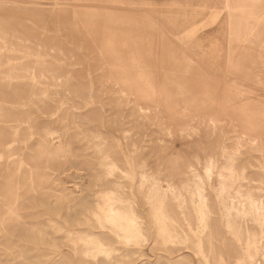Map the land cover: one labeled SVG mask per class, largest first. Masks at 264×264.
<instances>
[{
	"label": "rangeland",
	"instance_id": "obj_1",
	"mask_svg": "<svg viewBox=\"0 0 264 264\" xmlns=\"http://www.w3.org/2000/svg\"><path fill=\"white\" fill-rule=\"evenodd\" d=\"M0 264H264V0H0Z\"/></svg>",
	"mask_w": 264,
	"mask_h": 264
},
{
	"label": "bare ground",
	"instance_id": "obj_2",
	"mask_svg": "<svg viewBox=\"0 0 264 264\" xmlns=\"http://www.w3.org/2000/svg\"><path fill=\"white\" fill-rule=\"evenodd\" d=\"M57 3H59V1H57ZM75 15H76V13H75ZM219 38H218V40H219ZM230 40H232V39H230ZM211 163L209 162V164L207 165V168H206L207 175L210 174L211 167L213 165ZM231 163L234 164L233 162H231ZM231 165H230V167H231ZM225 167H226V165L224 166V169H225ZM234 167L232 169H234ZM232 169L228 170V171H226V170L224 171L223 170L224 171L223 173H225V172L226 173H225L224 177H222V176L220 177V184H219L220 195H223V194H225L228 191V185H227L226 181L227 180L228 181H230V180L232 181V179L234 181L235 171L233 172ZM236 169L237 168L235 167V170ZM223 173H221V174L223 175ZM238 176H239V174H238ZM194 189H196V188H194ZM196 190H197V192L199 194L200 193L199 187ZM243 194H245V193L243 192ZM199 195H200L199 197H201V194H199ZM105 200H106V207H105V211H104L105 212L104 216L103 217L99 216L98 220L102 224L109 223L112 226L113 232L118 237L119 241L122 242V244L124 243V244L128 245L129 242H134V244H135V242H137L136 240H138L137 239L138 238V229L136 228V221L133 218V216L130 213H127V212L123 211L122 208L117 206L116 202L118 201V199L114 195L107 196L105 198ZM237 202L240 204V205L238 204L239 205L238 207L237 206L235 207V205H234V207L233 206L231 207V206H228L227 203H225V202L223 203V206H224V209H225V212H226L225 215L228 216L230 211H231V209H234L236 213L244 212L246 210L245 202H248L249 207H254V203L250 199L249 195L247 197L241 196V199L238 200ZM155 205H156V209H155V213H154V218H155V223L157 224V226H159L158 228H159L160 236H161V238H163L165 240L169 239V238L172 237V234H170L169 231L166 229V226H167L166 225V221H165L166 220V216H165V214L162 211L163 200L157 199V201L155 202ZM101 218H103V219H101ZM228 224L231 225V221L228 220ZM247 251H248L250 256H253V254L256 251L255 244L254 243H249L247 245ZM85 252L90 254V255H93V256H96L98 253H102V254L104 253L105 255H107V254H109V249L104 248L103 243H100V241L97 242V241H94V240L90 239V240L85 241Z\"/></svg>",
	"mask_w": 264,
	"mask_h": 264
}]
</instances>
